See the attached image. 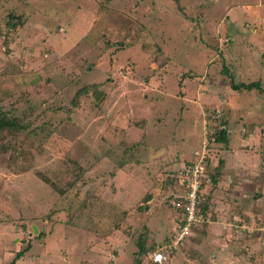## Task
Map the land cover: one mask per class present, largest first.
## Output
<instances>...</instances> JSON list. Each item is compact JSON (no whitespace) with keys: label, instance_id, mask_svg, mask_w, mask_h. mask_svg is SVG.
Returning <instances> with one entry per match:
<instances>
[{"label":"rangeland","instance_id":"obj_1","mask_svg":"<svg viewBox=\"0 0 264 264\" xmlns=\"http://www.w3.org/2000/svg\"><path fill=\"white\" fill-rule=\"evenodd\" d=\"M229 76L264 88V0H0V110L26 124L0 132V264L27 243L13 264H133L139 233L168 244L205 143L209 215L162 264H264V92Z\"/></svg>","mask_w":264,"mask_h":264},{"label":"trees","instance_id":"obj_2","mask_svg":"<svg viewBox=\"0 0 264 264\" xmlns=\"http://www.w3.org/2000/svg\"><path fill=\"white\" fill-rule=\"evenodd\" d=\"M21 18L14 16V15H9L7 20L5 21L6 26L7 27H15L16 25L21 24ZM229 87L233 90L236 91H240V90H256L259 92H264V88L260 86V83L258 81H250V82H237L235 83L232 78L229 76ZM96 89V88H95ZM94 89V90H95ZM87 90V86H82L80 87L78 90L75 91V93L73 94L72 98H71V103L74 105L76 103V101L78 100V97L80 95H82L83 93H85ZM96 94V93H95ZM224 121H219L216 123L219 125H223ZM26 127V124H24L23 120L17 116L8 114L6 112H3L2 110H0V132H15V131H21L24 130ZM227 136V131L224 127H217L215 126V129L210 131L207 135V142L209 143L211 142H219V143H225L226 142V137ZM207 143V144H208ZM194 160H190L188 163H185L184 165H187L191 162H193ZM221 160L218 159L217 160V164L216 166L213 167V170L211 172V182L213 183V186H215L216 182H217V177L219 174L218 171V166L221 164ZM205 166V170L204 172H206V164L204 163ZM207 173V172H206ZM209 173V172H208ZM201 190V186L199 187V190L197 191V204H196V211L197 213L202 214V221L205 220V218L208 217L209 212L207 211V207L209 205V203L207 202V200L209 199L208 196H206V199H201L200 197V192ZM174 193V194H173ZM171 195V198L168 200V204L172 210V213L174 215V219L176 220V222L181 225L182 224V218L180 215V210L179 209H175L173 207V201L176 200V197L178 196V192H173ZM200 221V222H202ZM200 222L196 223V225L194 227H196ZM192 227L190 229V233L192 232L193 228ZM143 234L139 233L137 235V237L135 238V251H134V260H133V264H140V256H142L144 253L149 252L151 250H153V248L149 251H147L148 247H146L144 245V239H143ZM168 240V239H167ZM183 243V242H182ZM165 245V244H164ZM169 248L171 251V247L166 246L163 248L165 254H166V249ZM29 249V244L27 243L24 247L23 250H19L17 252H15L14 256L12 257V259L8 262V264H13L14 261H16L19 257H21V255L23 254L24 251ZM146 255V254H145ZM167 255V254H166ZM167 258V256H166ZM150 262V261H148Z\"/></svg>","mask_w":264,"mask_h":264},{"label":"built area","instance_id":"obj_3","mask_svg":"<svg viewBox=\"0 0 264 264\" xmlns=\"http://www.w3.org/2000/svg\"><path fill=\"white\" fill-rule=\"evenodd\" d=\"M206 143L202 145V151L205 153ZM204 153H200L197 160L183 165L179 170L180 189L176 200L173 201V207L180 210L182 224L179 225L176 220L174 227L170 231L168 244L156 245L153 250L146 252L145 258L155 264H162L166 260L164 247L176 248L178 244L184 242L190 234V229L196 223L202 221V214L197 213V191L201 183L208 181L204 172ZM206 175V176H205Z\"/></svg>","mask_w":264,"mask_h":264},{"label":"crops","instance_id":"obj_4","mask_svg":"<svg viewBox=\"0 0 264 264\" xmlns=\"http://www.w3.org/2000/svg\"><path fill=\"white\" fill-rule=\"evenodd\" d=\"M174 218H175V217H174ZM172 219H173V218H172ZM173 220H174V222H175V219H173ZM173 227H174V223H173V225L171 226V230H172ZM171 230H170V231H171ZM169 236H170V235H168L167 238H165V239H168V240H169ZM168 240H167V242H168ZM157 245H158V244H157ZM159 245H161V244H159ZM162 245H163V244H162ZM145 260H146V258H145ZM146 261H147V260H146Z\"/></svg>","mask_w":264,"mask_h":264},{"label":"water","instance_id":"obj_5","mask_svg":"<svg viewBox=\"0 0 264 264\" xmlns=\"http://www.w3.org/2000/svg\"><path fill=\"white\" fill-rule=\"evenodd\" d=\"M97 95H98V93H96V94L94 95V97L96 98V97H97ZM33 232H35V231L33 230Z\"/></svg>","mask_w":264,"mask_h":264}]
</instances>
